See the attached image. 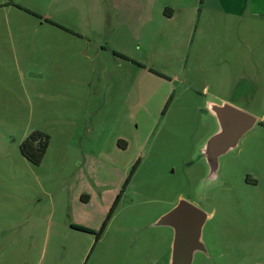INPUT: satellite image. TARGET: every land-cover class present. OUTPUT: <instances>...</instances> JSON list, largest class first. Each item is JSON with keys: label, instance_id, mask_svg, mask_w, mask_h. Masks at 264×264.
Returning a JSON list of instances; mask_svg holds the SVG:
<instances>
[{"label": "rangeland", "instance_id": "374dc122", "mask_svg": "<svg viewBox=\"0 0 264 264\" xmlns=\"http://www.w3.org/2000/svg\"><path fill=\"white\" fill-rule=\"evenodd\" d=\"M213 5L199 1L186 44L189 90L182 73L124 75L112 51L80 39L109 35L90 0H0V264H170L174 230L156 224L181 200L207 215L191 264H264V85L238 83L254 54L241 21ZM138 18L108 41L157 67L156 52L179 49V26ZM211 103L256 120L214 165ZM31 131L50 139L36 167L19 152Z\"/></svg>", "mask_w": 264, "mask_h": 264}, {"label": "crops", "instance_id": "0c3cea01", "mask_svg": "<svg viewBox=\"0 0 264 264\" xmlns=\"http://www.w3.org/2000/svg\"><path fill=\"white\" fill-rule=\"evenodd\" d=\"M91 1L100 12V15H98L102 25L100 28L103 31L107 29L109 31V35L107 36V39L106 37L99 39L90 38V35H83L79 37L80 39H85L86 44H91L93 41H95L100 56L106 55V53H110L112 51L111 53H119V55L129 58L141 66L136 67V65L132 64V62L120 59L122 62L120 68H122V73L124 75H136L137 77L149 74L158 79L170 81L171 83L172 81L177 80V77L183 74L184 78L182 79L181 83L187 85V88L190 90V84H194V81L190 79V76L188 77L187 73H183L184 65L186 64L184 61L187 59L186 44L189 43L190 35H192L193 32L192 30L195 29L194 23L197 15L202 13L198 9V3L201 0H90V2ZM205 1L207 3H213V11L222 13L223 19H225V21H232L233 19H239L241 21L242 26L241 28L239 27V30L235 31V34L239 37L240 41L246 45L242 52L254 54L253 59H251L253 64L249 66V68L252 70L254 69V72L247 73L244 70L241 71V77L238 80V83L264 85V78H262V74L258 72L260 71L261 66L264 64V0H204V2ZM168 8L172 9V12H167L169 15L166 16L164 12ZM207 9L209 10V7ZM108 13L111 14L110 18L107 17L108 19H106ZM137 15L139 17L138 20L141 23V28L151 27V24L154 21L160 29L168 28L170 25L179 26L178 31L180 32L181 36L178 40L176 39L180 44L179 49L176 51L172 50V53L162 51L164 48L156 52V56L161 54V63L157 67L153 65L150 66L148 64L149 61L145 62L140 58L137 59V57L128 53L127 49L120 47V42L112 43L111 41V43H109L108 41L109 39L112 40L116 38V33H114L116 28L119 26H126L127 20L136 19ZM167 30H165L166 33ZM127 41L129 40L127 39ZM152 45V47H154L153 50L155 51L159 49L160 46H164L165 44H156L152 42ZM114 56L118 57L116 55ZM99 59H101V57ZM255 59H258V62ZM226 61L227 59L223 60V62ZM240 61L246 67L248 66L247 59L241 57ZM150 68H153V70L164 76L173 74L172 76L174 77L171 78L172 76L170 75L171 77L168 76L169 78L166 80L165 78L154 75L149 71ZM187 82L190 84L188 85ZM193 92H197L195 88ZM237 92L240 98L249 99L247 91L244 92L242 88L239 90L237 89ZM89 96V94L86 95L87 101ZM252 98H255V96ZM136 100L139 102L140 96L136 97ZM214 105L222 106L223 104L211 103L208 105V111L212 117L216 116L212 111V106ZM236 108L238 107L236 106ZM97 109H99V107ZM92 113L93 112H91V114ZM91 118L93 117L91 116ZM86 120L90 122V124H88V130L91 132L96 130V119Z\"/></svg>", "mask_w": 264, "mask_h": 264}, {"label": "water", "instance_id": "95a60500", "mask_svg": "<svg viewBox=\"0 0 264 264\" xmlns=\"http://www.w3.org/2000/svg\"><path fill=\"white\" fill-rule=\"evenodd\" d=\"M212 111L220 126V132L213 135L205 153L209 163L233 147L238 139L255 124V117L229 104L214 105ZM207 215L194 205L179 201L169 212L158 219L156 225H165L174 230L170 264H191L195 251L204 252L200 241L202 227Z\"/></svg>", "mask_w": 264, "mask_h": 264}, {"label": "trees", "instance_id": "16d2710c", "mask_svg": "<svg viewBox=\"0 0 264 264\" xmlns=\"http://www.w3.org/2000/svg\"><path fill=\"white\" fill-rule=\"evenodd\" d=\"M167 12H172V9L168 8L165 10L164 14L166 16L169 15ZM114 55L118 56L120 59L132 62V64L136 65V67H141L138 65L135 61L119 55V53L113 52ZM150 72H152L154 75H157L161 78H165L168 80V78L157 71L153 70V68L149 69ZM172 97L168 98L165 109L168 107L169 102ZM261 125V124H260ZM49 135L41 132V131H31L29 135L24 139V141L19 145V152L22 155L23 158H25L32 166H39L40 163H42L44 156L46 154L47 147L49 146ZM122 144H125L123 141L118 142V146L120 147ZM116 205L114 202L113 208ZM112 208V209H113ZM76 230H80L81 232H90L87 229L76 227Z\"/></svg>", "mask_w": 264, "mask_h": 264}]
</instances>
